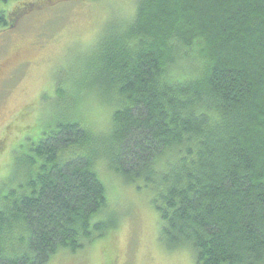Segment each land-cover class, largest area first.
Returning a JSON list of instances; mask_svg holds the SVG:
<instances>
[{
  "label": "trees",
  "instance_id": "1",
  "mask_svg": "<svg viewBox=\"0 0 264 264\" xmlns=\"http://www.w3.org/2000/svg\"><path fill=\"white\" fill-rule=\"evenodd\" d=\"M20 14L0 12V31ZM90 53L110 123L80 107L31 142L24 180L0 194V264H47L101 237L105 168L155 190L166 249L264 264V0H137Z\"/></svg>",
  "mask_w": 264,
  "mask_h": 264
},
{
  "label": "rangeland",
  "instance_id": "2",
  "mask_svg": "<svg viewBox=\"0 0 264 264\" xmlns=\"http://www.w3.org/2000/svg\"><path fill=\"white\" fill-rule=\"evenodd\" d=\"M137 0H8L0 12L20 10L16 23L0 31V194L24 180L31 142L55 122L83 118L99 130L110 123L111 100L96 87L90 49L112 23L132 17ZM57 85L65 98L56 95ZM94 86V87H93ZM108 170V169H107ZM101 169L111 223L76 252L59 251L47 264H196L188 247L159 242L157 195L139 179L129 183ZM103 171V173H102ZM94 221V222H95Z\"/></svg>",
  "mask_w": 264,
  "mask_h": 264
},
{
  "label": "flooded vegetation",
  "instance_id": "3",
  "mask_svg": "<svg viewBox=\"0 0 264 264\" xmlns=\"http://www.w3.org/2000/svg\"><path fill=\"white\" fill-rule=\"evenodd\" d=\"M2 72H3V70L0 68V80H1L2 78L5 79L4 76H3V73H2Z\"/></svg>",
  "mask_w": 264,
  "mask_h": 264
}]
</instances>
